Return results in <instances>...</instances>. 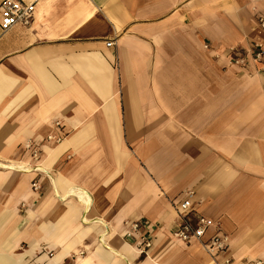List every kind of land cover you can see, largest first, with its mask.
<instances>
[{
  "label": "crops",
  "instance_id": "0c3cea01",
  "mask_svg": "<svg viewBox=\"0 0 264 264\" xmlns=\"http://www.w3.org/2000/svg\"><path fill=\"white\" fill-rule=\"evenodd\" d=\"M21 1L32 22L0 28V162L35 168L65 142L46 173L0 168L10 257L35 245L21 262H41L57 242L58 264H125L136 220L151 246L132 264H211L172 235L189 198L204 241L220 232L234 264H264V74L228 64L264 0Z\"/></svg>",
  "mask_w": 264,
  "mask_h": 264
},
{
  "label": "built area",
  "instance_id": "2783aa9c",
  "mask_svg": "<svg viewBox=\"0 0 264 264\" xmlns=\"http://www.w3.org/2000/svg\"><path fill=\"white\" fill-rule=\"evenodd\" d=\"M34 14V4L25 3L21 0H2L0 2V28L7 31L15 25L27 26L32 22ZM257 36L253 38L248 48L238 49L234 47L228 48L229 60L228 64L239 67H246L249 64L255 67L257 73L264 74V15L258 14L256 17ZM110 45V43H107ZM48 139H52L48 136ZM57 141L60 138H56ZM24 147L31 151L33 158H37L38 150L35 149L32 142H25ZM34 190H38L40 185L35 181L31 185ZM175 211L178 223L174 231L173 237L176 240L188 242L191 240L201 243L206 252L211 256V264H234L233 260L225 255L228 249V236L216 232L204 241V236L210 225V220L193 209L189 198H184L175 204ZM140 223L136 220L128 224V230L125 237L136 239V249L143 253L151 246V240L145 235H136L140 230ZM223 254L219 259V254ZM249 264H262L261 260H254Z\"/></svg>",
  "mask_w": 264,
  "mask_h": 264
},
{
  "label": "bare ground",
  "instance_id": "6f19581e",
  "mask_svg": "<svg viewBox=\"0 0 264 264\" xmlns=\"http://www.w3.org/2000/svg\"><path fill=\"white\" fill-rule=\"evenodd\" d=\"M64 142L54 147H48L43 161L41 162V164L37 165L35 168L32 167V165H30L28 161L24 162V164H18V163H13V162H7V163L0 162V168H7V169H12V170L19 169L23 173H27V174L28 173L35 174L34 172H37V171H40L41 173H46L47 172L46 167L48 165L47 163H50L54 160L56 155L63 148ZM54 192L56 195L59 194L57 189H54ZM64 198H65V195H64ZM9 218H10V214L8 212H0V245H1L0 246V264H22L21 261H22L23 255L27 253L32 254L33 249L35 248V245L30 246L26 251H24V253H21V255H19L17 259L10 257V253H14L15 255L19 253H17V251H12L13 246L9 238V234L15 231V225L12 224L10 227H8L4 231V226L8 222ZM64 223H65V217H64ZM45 231L49 234L50 238L52 237L54 238L55 236H57V232H56L57 230L54 224H52L50 228H46ZM60 243H61V240H60ZM51 246L54 247L55 249L53 256L49 258L47 255H43V256L46 257L47 264H58L62 260V258L65 256L67 251H65L64 245L58 244L57 242H52ZM124 248L126 249L125 251L126 255H124L122 259L124 260L125 264L127 263L132 264L131 259L132 257L135 256V251L137 252L139 251L135 249L134 246L129 245L127 243L124 244ZM106 253L108 252L106 251ZM76 260H77V264H92L88 257L77 256ZM107 262L108 261H106V263ZM103 264L105 263L103 262Z\"/></svg>",
  "mask_w": 264,
  "mask_h": 264
},
{
  "label": "rangeland",
  "instance_id": "374dc122",
  "mask_svg": "<svg viewBox=\"0 0 264 264\" xmlns=\"http://www.w3.org/2000/svg\"><path fill=\"white\" fill-rule=\"evenodd\" d=\"M39 157H40L39 154H37V158H34V159H38ZM38 165H39V164H38ZM36 166H37V165H36ZM33 182H35V181H33ZM33 182H31V185H32ZM36 182H37V181H36ZM37 183H38V182H37ZM38 184H39V183H38ZM40 188H41V187H40ZM40 188H39L38 190H41ZM31 189L34 190L32 186H31ZM38 190H34V191L36 192V191H38ZM20 205H21V207H24L25 204H24V203H21ZM53 253H54V252L52 251V252L46 253V255H47L48 258H49V257H52V256H53ZM79 254H80V252L77 253V255H79ZM35 260H36V259H35ZM35 260H33L32 264H47V260H44V261H41V262H40V261H35Z\"/></svg>",
  "mask_w": 264,
  "mask_h": 264
}]
</instances>
